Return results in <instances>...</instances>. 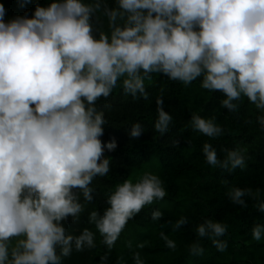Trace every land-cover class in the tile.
I'll use <instances>...</instances> for the list:
<instances>
[{"label": "clouds", "instance_id": "9594fccd", "mask_svg": "<svg viewBox=\"0 0 264 264\" xmlns=\"http://www.w3.org/2000/svg\"><path fill=\"white\" fill-rule=\"evenodd\" d=\"M115 3L116 7L104 6L111 31H101L99 38L92 24L93 14L101 9L99 0L37 4L32 18L17 16L8 22L0 4V264H60L61 257L70 256L73 240L77 252L95 247L92 231L66 235L61 222L83 210L74 190L90 202L93 179L110 171L104 150L114 151L117 145L115 140L101 141L107 120L95 105L113 93L118 81L125 95L135 100L139 94L147 100L145 81L153 74L185 87L202 78V89L224 95L223 108L235 111L238 105L233 101L243 97L264 110V0ZM156 103L154 128L163 135L173 117L163 110L162 97ZM258 120L264 127V115ZM190 123L209 138L223 134L215 118L193 114ZM142 131L135 123L130 136L140 137ZM202 150L209 165L244 167L246 150L228 151L223 162L210 143ZM259 194V189L253 193L239 187L229 192L231 201L242 207L247 206L242 197ZM166 195L161 178L145 172L136 183L129 178L118 184L103 216L93 210L89 219L111 250L128 221ZM258 208L264 212V202ZM162 215L154 211L152 220ZM187 223L181 217L175 227ZM227 228L206 220L196 232L199 237L208 235L223 252L227 241L216 238L225 236ZM261 231L260 226L252 229L254 240L261 239ZM18 237L23 239L11 246ZM161 238L175 249L173 240L163 233ZM191 251L199 255L203 249L194 244ZM134 259L143 264L139 253Z\"/></svg>", "mask_w": 264, "mask_h": 264}, {"label": "trees", "instance_id": "16d2710c", "mask_svg": "<svg viewBox=\"0 0 264 264\" xmlns=\"http://www.w3.org/2000/svg\"><path fill=\"white\" fill-rule=\"evenodd\" d=\"M54 0H0L6 15L5 22L27 15L32 18L37 4L47 7ZM95 4L97 0H84ZM100 11L93 14L94 35L110 33L108 17L104 6L116 7L115 0H99ZM23 5V6H22ZM118 24L123 21L118 20ZM202 78L185 87L179 81H172L162 74H153L145 81L148 99H133L125 95L122 81L107 98L96 102L97 111H103L107 123L103 125L104 144L116 141L114 151L104 150L103 158L110 159V171L106 176H97L90 187L94 189L93 199L85 201L80 190H74L83 210L78 217H68L62 221L66 235L79 236L87 228L95 234V247H85L77 252L72 242V252L61 257L60 264H136L134 253H139L143 264H264V212L258 205L264 202V127L258 117L264 110L257 109L247 98L233 101L238 105L235 111L221 106L224 95L210 92L200 87ZM163 98V110L173 117L169 130L161 135L154 124L158 118L157 98ZM197 114L204 119L215 118L222 127L223 134L209 138L193 130L191 118ZM140 123L143 129L140 137L130 136L133 124ZM210 143L223 162L228 151L237 148L246 150L244 167L224 169L206 162L203 144ZM145 172L158 175L163 181L167 195L163 200L145 206L133 219L129 220L114 247L109 250L102 243L103 237L90 222V213L95 210L103 216L107 199L118 184L131 178L138 182ZM227 182V183H225ZM260 190L258 197H242L246 207L234 204L229 196L232 188ZM161 211L162 218L152 220L154 211ZM186 217L188 223L175 227L176 222ZM206 220L224 223L228 226L225 236L228 247L220 252L209 236L199 237L197 227ZM260 226L261 239L254 240L252 229ZM161 233L173 240L175 249L166 247ZM210 235V233H209ZM18 239L13 238L11 246ZM129 244L131 247H129ZM143 244L144 247H137ZM199 244L203 252L192 253L191 247ZM57 246V255L60 254ZM107 256V259H102Z\"/></svg>", "mask_w": 264, "mask_h": 264}]
</instances>
